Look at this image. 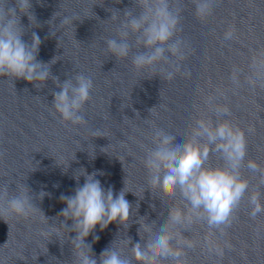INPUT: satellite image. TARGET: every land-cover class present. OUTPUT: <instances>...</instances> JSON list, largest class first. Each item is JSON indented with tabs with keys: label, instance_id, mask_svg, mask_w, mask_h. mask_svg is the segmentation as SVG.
I'll return each instance as SVG.
<instances>
[{
	"label": "clouds",
	"instance_id": "9594fccd",
	"mask_svg": "<svg viewBox=\"0 0 264 264\" xmlns=\"http://www.w3.org/2000/svg\"><path fill=\"white\" fill-rule=\"evenodd\" d=\"M132 2L134 6L125 8L123 15L118 9H107L111 12L109 20L119 21L116 34L103 38L107 53L117 60H126L131 56L136 72L148 78L159 76L171 81L182 72L181 62L186 59L185 41L177 36L185 0ZM217 2L191 0L195 14L201 20L213 15ZM32 9V0H0V77L12 78L13 81L22 79L37 89L51 79L60 89L52 93L51 105L61 121L88 126L84 109L91 100L94 81L82 72H75L61 82L51 72L57 57L48 62L38 59L43 43L41 37L32 31L30 40L24 39L29 28L39 26ZM22 16H27L28 27L22 24ZM57 17H60L59 28L75 27L74 21H79L75 13ZM55 34L50 30V35ZM234 36L235 28L230 27L224 33V40H232ZM250 69L253 74L246 77V82L264 89V49L253 57ZM241 72L239 68L232 71L230 79L236 87L241 86ZM183 73L191 75L186 68ZM220 96L224 94L220 93ZM224 98L227 99L226 96ZM215 99L217 97L205 100L208 111L215 119L203 113L198 106V118L181 143H176V135L145 120L152 128V146H142L148 189L158 190L163 200H178L175 206L167 204V216L159 224L158 220L149 221L147 216H137L133 221V209L135 207L138 213L139 203L134 206L126 199L131 191L126 190L125 180L124 186L115 192L113 187L105 188L97 179V176L104 175L102 171L88 173L84 168L73 173L77 183L73 193L60 195L59 200L65 207L56 217H47L35 203L51 196V193L44 190L38 194L32 192L23 182L26 178L22 182L0 184V219L26 218L39 212L47 225L42 235L51 238L48 242L55 238L61 247L66 242L69 244L70 264H189L187 250L194 249L196 245L185 233H190L195 224L205 225L210 236L219 233V237L223 238L242 204H247L252 219L264 215L260 192L264 186V167L251 159L246 160L245 131L228 119L232 115L228 105L214 104ZM136 115L139 116V113ZM252 131L248 129V132ZM92 135L106 137L99 130L93 131ZM214 159L216 163H213ZM245 168L254 176L258 174L255 189L250 187L249 180L244 176ZM81 177L84 178L82 185ZM12 183H15V188L10 187ZM150 207L155 210L154 204ZM113 223L120 228L115 238L97 256L93 251V244L100 238L95 234L96 229L99 227L100 231H104ZM132 223L139 225V240L136 242L128 235ZM89 236H92L91 243L87 239ZM231 248L227 240L221 247L206 239L207 252L220 260L225 255V249Z\"/></svg>",
	"mask_w": 264,
	"mask_h": 264
}]
</instances>
